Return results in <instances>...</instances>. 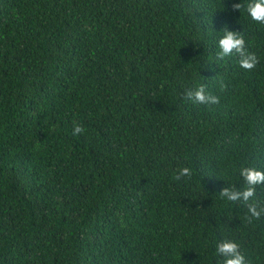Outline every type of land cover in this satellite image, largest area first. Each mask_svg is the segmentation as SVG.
<instances>
[{"label": "trees", "instance_id": "16d2710c", "mask_svg": "<svg viewBox=\"0 0 264 264\" xmlns=\"http://www.w3.org/2000/svg\"><path fill=\"white\" fill-rule=\"evenodd\" d=\"M247 2L0 0V264H223L224 239L264 264L248 211L264 184L247 203L219 192L264 170V24L233 8ZM225 27L253 70L217 60ZM201 84L218 104L186 97Z\"/></svg>", "mask_w": 264, "mask_h": 264}, {"label": "clouds", "instance_id": "9594fccd", "mask_svg": "<svg viewBox=\"0 0 264 264\" xmlns=\"http://www.w3.org/2000/svg\"><path fill=\"white\" fill-rule=\"evenodd\" d=\"M246 8L247 13L252 20L264 24V0H248L246 5L241 3L233 4V8L241 10ZM223 36L218 41V47L220 51L217 53V60H223L224 57L231 56L234 53L239 57L240 67L251 71L258 64V57L254 52L248 51L245 46L244 36L240 31L224 29ZM227 85L221 82V89H226ZM186 97L197 104H218L220 102L219 97L206 91L205 85H199L195 90H188ZM85 132V128L80 123L73 121L72 134L79 136ZM192 170L187 167H181L177 170L174 180L179 181L183 177H191ZM240 176L244 179L247 187L244 190H236L234 188L224 187L220 192L222 198H226L228 201L244 202L250 201L256 195V186L264 184V170L257 169L255 167H242L240 169ZM248 211L250 213L249 221L252 218H259L264 215V204L253 201L248 204ZM216 250L219 255L224 257L223 264H250L246 259L244 253L240 250V245L229 239H224L216 245Z\"/></svg>", "mask_w": 264, "mask_h": 264}]
</instances>
